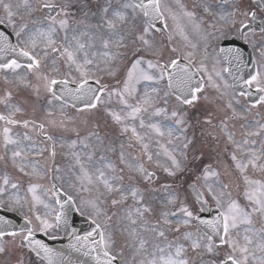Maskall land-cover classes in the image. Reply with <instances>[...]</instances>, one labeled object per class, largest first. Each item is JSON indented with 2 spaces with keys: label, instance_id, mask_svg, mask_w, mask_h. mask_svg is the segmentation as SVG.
<instances>
[{
  "label": "snow or ice",
  "instance_id": "1",
  "mask_svg": "<svg viewBox=\"0 0 264 264\" xmlns=\"http://www.w3.org/2000/svg\"><path fill=\"white\" fill-rule=\"evenodd\" d=\"M241 2L242 0H221L220 4L213 5L209 0H200L198 6L204 13L214 18L218 17L219 21L224 23L222 26L213 24L212 31L207 32L203 37L205 53L200 59L199 67L193 70V61L197 55L195 51L182 52L176 47L168 48L166 44L157 42L155 39L157 32L168 28V19L173 21L177 19L176 13L163 0H103L102 3L100 0H63L62 3H55L52 0H36L35 4L30 0H24L25 15L32 17L38 12L43 13V15L36 16L35 19H31V26H29V22L18 24L15 19L16 14L12 11L13 6L0 0V4L3 5L6 12L7 23L12 27L16 37V42L13 43L8 34L0 31V56L6 53H12L14 56V58L0 63V70L15 72L19 69H26L27 73L34 77L36 83L32 84L26 76L20 77L21 82L32 86L37 97L40 96L41 90L50 95L52 98L47 100V103L51 105L53 101L58 99L53 86L57 84L66 85L68 82L67 79L56 78L61 75V65H63L68 69L63 75L71 77L73 82H79V87L74 92L65 88L64 93L72 95L74 99L83 100L86 109L95 110L98 107H103L117 123H122L127 118L134 120L141 112H147L149 106L153 108L154 115L163 114L167 116L168 108L157 105L162 102L163 105L167 106L171 94L169 91L160 88L159 85L167 77L168 87L171 88L173 80L177 79L179 94L175 95L176 107L172 109L171 117L174 118V126H181L176 130L183 133L186 131L183 126L186 124L187 112L182 111V109L184 106H192L194 102L200 100L201 97L198 94L203 92L205 88L203 76L197 79V73H206L211 87L218 92L221 88V85L213 80V76L208 72L205 63L209 58L206 51L209 42L214 43L218 39L226 38L229 32L236 31L245 41L251 39L252 46L259 47L260 55L264 57V26L259 27L261 39L256 41L254 38L256 29L248 23V21L255 22L259 15L262 17L260 25H264V0H256V10L251 11L242 8ZM94 3L96 11H93ZM177 3L185 16L195 18V11H187L185 6L179 3V0ZM214 7L219 8L220 11L214 13ZM78 14L80 19L76 18ZM89 18H95L97 23L94 25L86 24L85 22ZM21 20H24L23 16ZM70 22H74L77 26L83 25V30H79V27L70 29ZM157 22H162L163 27L157 28ZM3 23L5 20L0 19V24ZM197 27L199 26L197 25ZM69 31L72 32L71 37H69ZM248 32H251V37L247 34ZM61 33H63L62 37ZM168 39L171 40V34L168 35ZM97 41H99L103 51H92L90 56L89 50L96 47ZM191 47L196 49L197 46L193 44ZM129 53H131V59L128 61L130 67L127 68L124 77L118 80L115 85L101 83L99 74L115 77L119 71V66L115 62L122 59L127 60ZM181 56L189 62L177 78L174 72L169 71V69H176L177 59L174 57ZM98 57L99 59H97ZM21 58H25L27 62L22 63ZM215 75L219 77L220 73L215 72ZM89 79H95L98 87H87ZM241 82L248 90L255 85L256 91L261 93L252 106L264 105V72L257 69L255 74L250 75L248 79L237 76L235 83ZM141 83L147 85L146 90L142 93L138 87ZM223 87L228 88L229 85L225 83ZM161 93L163 94L161 95ZM224 95L226 93H220L221 97ZM240 95H251V92L242 91ZM10 97L11 93H6L3 102L7 104ZM114 97L119 104L128 109L126 116H122L119 112L108 107ZM137 97L139 98L137 99ZM130 99L134 100L135 103H130ZM204 99L208 100V97L204 96ZM232 104L233 102L229 100L227 107L232 110V117L234 118L237 113ZM8 106L14 111H21L19 107L14 105ZM0 120H5L8 124L21 123L12 119L11 116L4 115H0ZM206 122L211 124V119ZM22 123L27 128L32 122L24 120ZM52 123L55 124V121ZM221 123L224 128L227 127L223 121ZM140 126L145 127L143 119L140 120ZM37 127L43 129L44 125L39 124ZM96 127L98 128L99 125ZM147 127L159 137L156 140V145L162 150L163 156L170 161L169 166H162L157 160V166L163 167V171L169 176H176L177 172L181 171L184 166L183 161L188 159L187 150L193 145L194 140L188 139L186 136L177 137V139L183 140V151L180 152L178 158L174 149L170 150L168 147V145L173 144L174 128L162 127L158 123L148 124ZM128 130L127 126L122 129L123 132ZM10 131L8 127L3 129V146L5 149L9 145L15 146L11 152L15 164L18 157L22 161L26 160L28 152L32 151L33 148L31 146L28 149L22 147L21 141L13 139ZM131 131L136 140L141 142L144 156L151 163L153 154L149 151V143H144L145 137L140 136L135 127H132ZM262 132H264V124L259 125L256 131L247 133L246 136H259ZM43 135L47 140L53 139L46 132ZM77 136L78 140H72L68 145L74 161L69 166V171L72 172L74 180L68 184V190L76 193V195H70L69 191H64L62 188L58 189L57 185L53 183L51 191L60 211L55 212L54 222H50L47 218L37 214L36 220L39 221V224L36 227L40 231L47 232L49 229L60 227L66 230L69 227L68 213L72 210L71 206L79 200L80 206L76 207L75 211L81 212V214H84L82 209L89 212L88 218L94 227L83 236L77 235L73 228L69 233L68 248L77 252L83 251L84 255L91 257L94 264H196L194 259L190 260L189 253L198 256L203 252L216 253L214 236H220V244L230 249L229 252L225 253L224 258L218 261V264H264V226L259 229L253 227L254 216L258 215L264 220V182L244 175L245 187L239 196L234 198L232 192L229 191V184L220 179L221 173L213 170L211 165H205L201 175L197 177V180L201 181L199 186L196 183L190 185L191 195L194 197L193 205L190 206L187 203V197L181 199L178 193L169 191L172 188L171 185H162L161 187L168 192L165 204L172 205L176 210L170 211L165 207L159 213V217L150 222L146 214L152 215L153 210L145 202V192L154 193L157 191L150 187L151 183L157 179L155 172L149 171L138 158L126 159L123 150L124 145L121 144L119 160L123 167L117 168L115 164L108 161L104 167H97L95 173H92L86 164L92 161L96 146L87 141L94 137L99 145H103L104 137L97 131L89 132L88 137L83 139H79V133ZM165 136L168 137L167 141L163 139ZM24 139L31 140V137L25 133ZM228 140L235 144L236 150L247 151L249 157L247 162H244L237 159L235 150L231 153V160L237 170L243 174L249 165L264 170V165H257V161L261 159V156H264V151L257 155L254 149L247 148L250 143L247 138L241 142H236L233 140L232 133L228 134ZM78 143L85 150L83 156L75 150ZM255 143V140L251 141V144L255 145ZM129 146L131 147V145ZM107 147L108 150L114 151L110 145ZM261 148L264 149V144L261 145ZM40 151L42 152L43 149ZM51 155L53 157L56 155L54 145ZM156 155L160 156L161 151H157ZM104 159L103 156L100 157L101 161ZM25 167L26 165L22 163L19 165V171L25 172ZM77 167L78 174L73 171ZM105 169L108 171L106 172ZM125 169L130 173L129 180L136 177L149 187L142 189L138 185L121 183L125 178L123 175ZM55 171L60 172L61 169L57 167ZM109 173L111 174L109 175ZM26 174H38L36 167L33 166L32 173ZM54 179H60V177L57 176ZM8 184L9 179L5 176L3 179L4 186H0V197H3L0 198V208L7 207L11 211H16L17 206L22 208L20 198L7 195L6 186ZM101 186L103 191H101ZM11 187L16 189L18 184L13 183ZM36 187V185H30L28 191L33 193L34 201L42 203L35 195ZM93 189L97 194L92 198L85 199L79 195L84 192L92 193ZM60 191L64 192L66 199H62L58 195ZM107 197H114L110 199L112 208L121 206L123 212L121 219L127 222L122 231L126 232L130 238L129 247L134 249L131 261L123 259L122 250L119 252L115 250L116 241L113 232L107 231L99 222L103 218V221L107 223L116 215V212L109 215L105 209L104 205L108 202ZM129 198L133 202L131 205H127ZM241 198L245 203L241 204ZM210 202L214 203L217 209L223 210L219 211L213 219H201L200 213L207 210V205ZM24 219L25 224L20 226L19 231L9 232L7 229L12 227V221L0 216V254L8 251L3 242L5 236L15 238L20 235V246L22 248L27 247L39 261H47V264H74L70 257H64L59 262L54 261V256L63 257V253H55L46 244L34 240L35 229L31 226L32 220L27 216ZM174 220L176 221L175 224L173 223ZM194 225L195 230H193ZM200 225L208 226L211 229V234L208 231L202 232ZM241 225L245 226L243 228L245 233L243 244L231 235L232 230L238 229ZM144 233L153 234L151 237L152 252L147 251L149 240L144 238ZM166 233H178L179 235H174L172 240H168ZM138 257L139 259H137ZM17 264H23V260L18 259Z\"/></svg>",
  "mask_w": 264,
  "mask_h": 264
},
{
  "label": "rangeland",
  "instance_id": "2",
  "mask_svg": "<svg viewBox=\"0 0 264 264\" xmlns=\"http://www.w3.org/2000/svg\"><path fill=\"white\" fill-rule=\"evenodd\" d=\"M3 2L9 3L13 6L12 11L16 14L15 17H17V18H20V15L25 12V9L23 7L24 0H3ZM30 2L35 4L36 0H32ZM52 2L62 3L63 0H54ZM17 6H19V7H17ZM73 11H76V9H73ZM39 15H40L39 13H36L35 17L39 16ZM0 18L7 19L6 18V12H5L2 4H0ZM76 18L80 19L81 17L78 14ZM91 20H93V23H95V24L97 23V20L95 18H89V23L91 22ZM80 26H82V29L79 28V30H83L84 26L83 25H80ZM77 27H79V26H77L74 22H70V29L71 28H77ZM71 35H72V32L69 31V37H71ZM62 36H63V33H62ZM97 50H98V48H97ZM81 56H82V54H81ZM128 67H130V64L124 66V68H123L124 73H126V70ZM213 69H215V71H213ZM208 72L211 73L213 76V79L216 82H218V80H219L218 78H220V77H217L215 75V72H218L217 68L212 66ZM145 87L146 86H144V88ZM223 93H226V95H224V96L229 97L228 92L224 91ZM162 94L163 93H161V95ZM15 96L17 97L16 101L21 102V104L24 108L26 107L27 110H29V107H31V109L35 112H38L39 98H48L47 94L43 90H41L39 97L36 96V93L34 90L31 91V94L27 93L26 96H23V97H21L22 95H18V94H15ZM193 105H195V104H193ZM209 105L212 107V109H215V108L218 109V112L216 113L217 117L222 116L223 114L227 113L225 110H223V108L219 105V103L212 102ZM157 106L167 107L168 108V115L165 116V115L161 114L158 116V118L160 120H157V121L152 120V123L160 124L159 121H161V120H166L168 123H174V118L171 117V111L174 107H176L175 100L174 101L170 100V102L167 106L163 105L162 102ZM108 107L119 112L122 116L127 115L128 109H126L123 105L119 104V102L117 101V99L115 97L113 98L112 103L110 105H108ZM189 107H192V106H188V108ZM98 111L99 112L91 111L89 113V115H87L86 112H81V114H79V115L84 119L88 116V117H90L91 121L93 120L96 125H99L97 132L101 136L103 134L105 135L104 136V144L106 143V151L104 152V156L113 157L120 163V160H119V155H120V151H121L120 146H121V144H123L124 145L123 150L125 152L126 159H128L127 156L135 153V154H137L140 162H144V164H146L148 166V169L153 170L155 172L157 179L155 182L151 183L150 187L153 189H156L157 191H155L154 193H148L146 191L145 197L149 201V203H150L149 206L153 210L152 214H154L157 218L159 217V213L161 212L158 201L160 200V198L162 197V195L165 191V189L161 187L162 185L167 184V185H171L173 188H177L179 186L183 187L184 183H188V189L187 190L182 188L184 191H186L185 193H187V191H188V193H189V191H192V189L191 190L189 189L190 184L196 183L197 186H199L201 181L197 180L198 176L195 173V171L198 170V167H197L198 162H192L191 161L187 166V170L189 171L188 174L186 173L185 175H181L180 178L171 179L167 173H165L163 170L159 169V167L157 166V163H156L157 160H159V164L162 166H169L170 161H168L167 158L163 156L162 150H160L156 145V140L159 139V137H157L156 133L152 129L147 127V125L150 124L149 113L141 112L140 114H138V116L134 120L131 118H127L122 123H117L114 121L113 117L104 110L103 107L99 108ZM182 111H184V110L182 109ZM153 116H156V115L153 114ZM209 117L211 119V118H214L215 115L210 114V116H208L206 119H208ZM250 117H251V115L246 116L243 119V121L241 122V125H244V126L249 125L248 120ZM141 119H143L145 127L140 126V120ZM185 119H186L187 124H189V125L194 124L196 130H198V127L196 125H199V126L202 125L201 127L203 128L204 133L208 131L211 134H216V129L214 127H208L207 122H204V123L200 122L199 120H197L196 115H189L187 113V116ZM125 126H127L130 131H131L132 127H135L137 133L140 136L145 137L144 143H149V145H150L149 151L152 152V154H153V160L151 163H149L147 160L144 159L145 156H144V153L142 150L141 142L137 141L136 139L130 140L129 136L126 134V132L122 131V129ZM90 128H92V125L90 126ZM188 130H189V134H190L189 139L194 140V143L191 146L192 153H193V152H195L198 138H197V135L195 134V132L191 126L188 127ZM127 132H129V131H127ZM109 134H112V136ZM132 134H133V132H132ZM236 136H237V134H234L233 138L236 139ZM131 137L135 138V135L133 134V136H131ZM111 138H113V139L116 138V140H113L114 144H108L107 140H110ZM246 138L249 140L248 137H246ZM163 139H164V141H167L168 137L165 136ZM89 141H90V144L96 146V148H95V152L93 154L92 161L87 163L86 166L88 167L90 172L95 173V169L97 167H101L100 159L98 158V156H102V149H103L104 144L99 145L94 137L89 138ZM210 141H211L212 145H209V146L207 145V146L209 147L210 150H212L213 155L216 156V160H214L212 163H210L211 165H213L212 169L219 171L221 173V176H222V177H220V179L222 181L228 183L230 189L232 190V188H233L234 193L237 194L239 191H241V188L244 189L245 184L239 183L237 185V182L235 180H233V177H229L231 175V172H232L231 168H232V162H233L231 160V153L235 150L236 155H237V159L242 160L244 162H247L246 157L245 158L240 157V154H243L244 152L247 153V151L236 150L235 144L232 142L228 143V146L226 148L222 149V146L224 145L223 140H219V141L210 140ZM236 142H238V141L236 140ZM108 145H110L111 148L114 149V151L108 150V147H107ZM129 145H131V147ZM205 146L206 145H203V148H202L204 151L203 152L204 154L207 153V149ZM182 147H183V143H182ZM169 149L171 150L170 147H169ZM0 150L2 152L3 148H0ZM157 151H161L160 156L156 155ZM78 152H80L82 156L85 154V150L82 148V146L79 147ZM225 152H226V155H224ZM210 160H212V159H210ZM202 161H203V159H202ZM208 161L209 160H207V159L205 160L206 165H209L207 163ZM45 162L46 163L44 166L47 167L49 162L48 161H45ZM73 163H74V161L72 160V162L69 163V166L72 165ZM104 165L105 164H103V166ZM120 166L123 167V165H121V163H120ZM234 166H235V164H234ZM29 169H33V168H29ZM162 169H163V167H162ZM77 170H78V167L73 169L74 172H76ZM68 171H69V167H68ZM54 173L55 172H53V175H54ZM69 173L72 175V172L69 171ZM123 175L125 177L124 181H126L128 184H131L133 186L138 185L142 189H146L147 187H149V185H146V184L140 182L136 177H133V179L129 180L128 177H129L130 173L128 172L127 169H125V172L123 173ZM94 179H95V176H94ZM252 179H254V178H252ZM73 180H74V177H73ZM172 181H173V183H172ZM77 187H79V185H77ZM96 194L97 193L94 191L93 194L84 192V193H80L79 195L83 196L85 199H89V198L94 197ZM24 198L28 203V208H30V206H31L32 211H35L36 210L35 207L39 206L40 209H38V213L43 212L47 215L48 210H45V207L41 206V204L43 203L42 200H40V201H42V203H37L30 196H28V194H25ZM187 198H188L187 203L190 206H192L193 205L192 199L189 198V196ZM107 199H110V198H107ZM29 200L31 201L30 206H29ZM108 202H110V201H108ZM132 203H133L132 200H130V198H129L127 205H131ZM211 203L212 202H210L209 204H211ZM33 205H35V206L33 207ZM127 205H124V207H127ZM262 226H264V220H262V218L258 215L254 216L253 217V227H257V229H259ZM244 227H245L244 225H241L238 229L232 230V232H231V235L234 238L240 240V242L242 244L244 243V240H243V236L245 234L243 231ZM193 230H195V226L193 227ZM166 235H167L168 240H172L174 238V236L170 233H166ZM149 247L153 251L152 246H149ZM229 251H230V249L227 246L222 245V244L219 245V254L221 255V257L224 256L225 253L229 252Z\"/></svg>",
  "mask_w": 264,
  "mask_h": 264
},
{
  "label": "flooded vegetation",
  "instance_id": "3",
  "mask_svg": "<svg viewBox=\"0 0 264 264\" xmlns=\"http://www.w3.org/2000/svg\"><path fill=\"white\" fill-rule=\"evenodd\" d=\"M191 1L197 2L198 0H191ZM248 5H249L248 10L251 11L252 10V8H251V2H248Z\"/></svg>",
  "mask_w": 264,
  "mask_h": 264
}]
</instances>
